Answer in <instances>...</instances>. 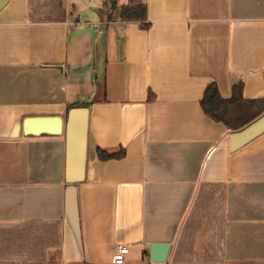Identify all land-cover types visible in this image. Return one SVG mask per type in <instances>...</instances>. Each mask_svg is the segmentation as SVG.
<instances>
[{
    "label": "crops",
    "instance_id": "1",
    "mask_svg": "<svg viewBox=\"0 0 264 264\" xmlns=\"http://www.w3.org/2000/svg\"><path fill=\"white\" fill-rule=\"evenodd\" d=\"M115 1L0 11V264H112L120 243L125 264H264V132L233 150L201 106L211 82L264 98V0H141L147 28ZM85 103L69 182L66 118Z\"/></svg>",
    "mask_w": 264,
    "mask_h": 264
},
{
    "label": "trees",
    "instance_id": "2",
    "mask_svg": "<svg viewBox=\"0 0 264 264\" xmlns=\"http://www.w3.org/2000/svg\"><path fill=\"white\" fill-rule=\"evenodd\" d=\"M106 6L110 11L118 8L115 0H106ZM122 21H138L144 28L148 23V6L141 0H129V3L119 7ZM243 82L234 85L233 93L230 97H224L216 82H211L206 87L201 106L209 117L217 122L224 123L228 128L237 130L248 125L257 119L264 112V98L247 99L243 95ZM78 106H87L80 104ZM101 159L121 158L125 156L126 150L121 147L116 151H108L102 148L97 149Z\"/></svg>",
    "mask_w": 264,
    "mask_h": 264
},
{
    "label": "water",
    "instance_id": "3",
    "mask_svg": "<svg viewBox=\"0 0 264 264\" xmlns=\"http://www.w3.org/2000/svg\"><path fill=\"white\" fill-rule=\"evenodd\" d=\"M9 0H0V11ZM89 114L87 106L73 107L66 118L67 136V180L80 182L84 180L87 164ZM30 121V120H29ZM264 132V112L243 128L234 130L231 134V148L238 149ZM151 259L154 263H164L168 260L172 245L164 242L150 244Z\"/></svg>",
    "mask_w": 264,
    "mask_h": 264
},
{
    "label": "built area",
    "instance_id": "4",
    "mask_svg": "<svg viewBox=\"0 0 264 264\" xmlns=\"http://www.w3.org/2000/svg\"><path fill=\"white\" fill-rule=\"evenodd\" d=\"M129 253V246L126 244H118L115 253L111 258L112 264H125L126 255Z\"/></svg>",
    "mask_w": 264,
    "mask_h": 264
},
{
    "label": "rangeland",
    "instance_id": "5",
    "mask_svg": "<svg viewBox=\"0 0 264 264\" xmlns=\"http://www.w3.org/2000/svg\"><path fill=\"white\" fill-rule=\"evenodd\" d=\"M89 1H92L93 3H100V0H80V3L85 5L86 3H89ZM108 1L111 2V0ZM84 13H92V9L86 8L84 9Z\"/></svg>",
    "mask_w": 264,
    "mask_h": 264
}]
</instances>
